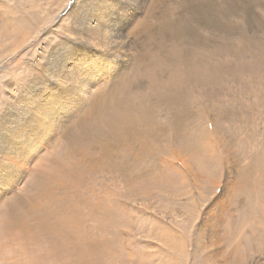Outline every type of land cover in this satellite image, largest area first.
Masks as SVG:
<instances>
[{
	"label": "rangeland",
	"instance_id": "1",
	"mask_svg": "<svg viewBox=\"0 0 264 264\" xmlns=\"http://www.w3.org/2000/svg\"><path fill=\"white\" fill-rule=\"evenodd\" d=\"M189 1L202 4L204 9L213 4L211 15L217 20L197 25L192 18L195 26L174 28L178 16L193 17L192 12L185 11ZM225 1L172 0L166 9L158 10L157 16L176 23L173 27L155 26L153 38L144 37L143 48L130 51L128 78L112 94L113 85L94 84L110 57L96 56L101 50H95L98 44L90 39L91 29L80 25L82 30L72 32L75 17L67 13L76 4V14L103 16L109 30L116 32L143 18L144 0H0V132L17 130L13 123L20 114L19 106L41 104L46 118L39 107L32 108L37 120L32 128L38 134L32 136L27 130L19 134V139L27 138L21 151L32 153L34 162L42 150L41 143L60 140L58 137L67 130L54 125L57 121L52 117L59 115L67 126L89 105L96 103L101 110L96 117L88 116L87 122L71 127L66 135L83 148L72 161L79 166L80 159L86 157L85 164H96L85 174L80 191L84 205L70 219V225L76 228L83 222L77 219L83 212L89 219L91 213L84 209L91 203L102 206L103 213L96 215V220L85 222L92 230H85L86 235L103 240L97 250L88 251L98 264H264V0ZM102 4L104 10H97ZM196 11L198 20L204 21V11ZM121 14L132 20L122 21ZM123 41L118 39L116 55H111L114 59L123 53L122 47H128ZM71 56H75V64L78 62L75 69L83 93L75 88L69 94L70 87L59 84L70 75L67 60ZM52 61H57L54 77L45 70ZM85 82L91 85L85 86ZM49 86L54 90L48 92ZM36 92L42 95L37 97ZM116 109L123 114L116 117ZM137 118L142 120L131 126L122 124L125 119L132 122ZM140 129L145 134L138 133ZM103 132L105 137L94 138ZM139 141L147 145L139 166L132 171L134 161L129 160L126 172L119 170L123 156L110 158L114 152L106 148ZM89 188L95 193L87 191ZM243 202H247L244 210L238 206ZM220 212H224L222 217ZM100 217L106 219L102 224ZM93 232L97 233L91 235ZM55 241L54 245H66L67 250L58 255L60 262L51 264H80L77 260L82 257H69L77 243ZM235 246L242 254L233 253Z\"/></svg>",
	"mask_w": 264,
	"mask_h": 264
},
{
	"label": "bare ground",
	"instance_id": "2",
	"mask_svg": "<svg viewBox=\"0 0 264 264\" xmlns=\"http://www.w3.org/2000/svg\"><path fill=\"white\" fill-rule=\"evenodd\" d=\"M171 1L172 0H150L149 2H147V0H144L145 11H144V9L142 10L143 11L142 12L143 18L131 21L132 20L131 16H126L125 14H123V15L121 14L119 16V18L122 21H124V22H130L131 21V23L123 26V29L121 31H116V32H111L109 30L106 19L102 20L104 18L103 16L98 17L96 13H90V12H83V13L81 12L78 15V14H76L77 13L76 11L78 8L74 6L76 4H74L72 6L75 9V11L71 13V11H73V8H72L67 13V15H73L72 19L75 17L76 29L74 28L75 31L72 30V32H78V29L82 30L83 27H85L86 29H91L90 31L92 33L90 34V39H91L92 43L98 44L96 46L94 44L93 46L96 47L95 50H101V51H99V53L94 52L96 54V56L103 54L105 56L110 57L109 62H104L103 71L96 77V81H94L95 85H97V86H100L101 84H105V85L109 84V86L113 85V88L110 87V89H112V90L109 91L112 93V91L115 88L120 87L127 80V78H128L127 74L132 67V58H131L132 53L130 51L133 49H137L138 46L143 48V45H145L143 43V41H144L143 38L144 37L146 39L153 38V35L155 33L154 32L155 26L158 25V26H162V27H173V25L176 23V20L173 21L174 19L170 21V20L163 19L160 15L159 16L156 15L158 10L166 9V5L168 3H171ZM161 2H163V4H159ZM229 2L231 3L232 0H226L225 1L226 4H228ZM153 3H158V5L151 7L153 5ZM196 3L197 4L195 5V2L193 4H191V2H190L189 4L185 5V7L187 8L185 11L192 12L194 14L193 17H188L189 14L188 15L182 14L181 16H178L177 17L178 26H176V27L174 26V28L181 29L182 28L181 26H191V27L195 26V25H193V23H194L193 19L195 20L196 23H198L197 25H200V22L207 23V21L210 19L211 20H213V19L217 20L215 17H213L211 15L212 11L215 9V6L213 4H210L208 9H204V6L202 4H199L198 2H196ZM87 7H88V5H87ZM96 9L97 10H104L103 4L99 5ZM216 9L218 10L217 6H216ZM196 10H200V12L202 10L204 11V14H205L204 21L198 20V16H197L198 11H196ZM158 12H160V11H158ZM88 19H90L92 22L89 23ZM155 20H157V21H155ZM216 23H217V21H216ZM80 25L82 26V28L80 27ZM222 26L223 25H221V27ZM183 30H181V32ZM10 34H12V33H10ZM226 34H228V33H226ZM120 37H122V39L124 40L123 43L125 45H127L128 47H122L123 53H121L119 55V58L114 59L111 55H113V54L116 55V49H114V48H115V46L118 42V39ZM17 41L18 40L16 39V42ZM78 41L77 42L73 41V44H78ZM91 41H89V42H91ZM95 41H98V42H95ZM202 47H203V45H202ZM212 47H213V45H212ZM4 48L6 50L7 47H4ZM4 48L1 49V51L4 50ZM133 55H134V53H133ZM185 57H186V55H185ZM195 57H197V55ZM75 59H76L75 56H71L67 60V67H68V71H69L70 75L68 77H66V80H60V82L62 84L59 82V84L63 87H70L69 88V94L71 92V89H75V88H78V91H80L82 93L85 92V90L82 87L78 86V82H80V81L78 80L77 71L75 69V66L78 67V62L76 61V64H75ZM185 60H187V59H185ZM155 61H156V59H155ZM56 62L57 61H55V62L52 61V63L51 62L48 63V65L45 69L52 77H54V67L57 65ZM154 63H156V62H154ZM151 65H155V64L152 63ZM153 71H155V70H153ZM194 72H195V70H194ZM39 77H40V75H39ZM86 85H91V84L89 82H85V86ZM47 89H48V92H51L54 90V88H52V86L47 87ZM106 91H107V89H106ZM80 92H79V94H80ZM99 92H100V94L102 93L104 95V93H105L106 95H108L107 94L108 91L107 92L99 91ZM36 93H37V95H36L37 97H40L42 95L41 92H36ZM116 94L117 93H115L114 95H116ZM116 97L114 98V96H113L114 99H116ZM104 98H105V96H104ZM106 98H107V96H106ZM17 99H18V97H17ZM27 99H29V97L26 98V100ZM40 100H42V99H40ZM104 102L106 103L107 101L104 100ZM97 104H98V102H97ZM182 104H184V103H182ZM106 105H107V103L104 104V106H106ZM39 106H41V104H35V103H32L29 106H27V105L19 106V108L17 109L18 110L17 112H19L20 114H18L16 116L15 124L13 123V127L17 128V130L13 131V132H5V133L3 131L0 132V172L3 174V176L0 177V264H51L54 262H60L58 255L60 254V252H65L67 250V246L61 245V244L60 245H58V244L54 245V243H53L54 239H56L55 242H58V243L61 241L77 243L76 251L74 253H70V255H69L70 260H74V258H72V257L79 256V257L83 258L82 260H77V262L80 264L81 263L82 264H98L97 262H95L93 260V258H90V252H88V251H90L92 249L97 250L99 248V246L102 244L103 240H98V239H93V238L90 239L89 235H86L85 230H87L89 233H92V230H90V229L88 230L85 227L86 226L85 222L87 221L88 218L84 215V212L81 215H79L77 218L78 220L83 221V222L79 223L76 228H74V227H72V225H70V219L74 218L76 216L77 211H80V209L83 208V207H81V205H84V201L82 200V197H81L82 195H81L80 191L82 189L83 179L85 178V174L88 171V167L95 166L96 164H95V162L90 164V161H88V165L85 164L84 158H86V157L80 159L79 166L76 164V162L72 161L71 158H76L74 155H76V153L79 151H83V148L81 145H77L78 141H71L69 136H66V135H67V133L71 127H74V125H76L77 123H78V125H80L83 122H87L88 116L96 117L98 115L99 111H101V110L99 108L98 109L96 108V107H98V105H96V103L89 105L86 109H84V112L81 114V117H79V119H72L71 123L68 122L69 124L66 122L67 126H65L63 124L64 119H62V117H60L59 115L52 117L51 119L54 120L56 118V121H57L54 125H58V127L61 126V129H67V130L64 133H62L60 135V137H58V138H60V140L59 139L52 140L51 144H49V145H46V143L45 144L41 143L39 148L42 147V150H40V152H38L36 157H34L35 161L33 162L32 161V153H31V155H29V154L27 155L23 151H21L22 149L25 150L24 148H25V144L27 142V138L19 139V134L22 130H24V131L27 130L29 133L32 134V136L38 134V131L35 130L36 128H34V129L32 128L37 123V120L35 119V111L32 108L39 107ZM76 106H77V104H76ZM79 106H81V105H79ZM109 106H110V104H109ZM176 106H177V104H176ZM185 106H186V104H185ZM99 107H101V106H99ZM149 107H151V106H149ZM169 107H173V106H169ZM180 107H184V106H180ZM113 108H115V107H113ZM44 110L45 109H42L40 107L38 109V111H42L41 116L46 118V116L48 114H44L43 113ZM173 110H176V109H174V107H173ZM143 111H146V110L143 109ZM149 111L152 112L151 109ZM102 112H103V109H102ZM102 112L100 114H102ZM173 113H175V111ZM122 114H123V112L119 113L118 109H116V111H115L116 117L118 115L121 116ZM74 115H75V113H74ZM177 116L179 117V115H177ZM115 120H117V118ZM115 120H114V122H116ZM138 120H142V119L137 118L136 120H133L132 122H128L125 119V121H123L122 124H129V126H131V125H134V122L138 121ZM146 120H148V119H146ZM178 120H181V119H178ZM173 122L175 123L174 120H173ZM181 122H184V119ZM180 123L178 122V126L181 125ZM158 124H156V125H158ZM120 127L122 128L123 125H121ZM52 129H54V127ZM78 130H80V129H78ZM143 131L140 129L138 131V133L145 134V131L144 132ZM172 131H174V130H172ZM28 132L26 134L30 137V139H32ZM119 132L124 133L125 131L120 130ZM176 132H177V130L175 131V133ZM103 134H106V132L100 133V135L94 136V138L98 139L100 137H105L106 135H103ZM107 134L109 135V133H107ZM172 134H173V132L171 133V135ZM79 136L81 137V135H79ZM153 136L155 137V135H153ZM65 137H68V138H65ZM137 137L139 138L138 134H137ZM156 139H157V135H156ZM41 140H43V139H41ZM35 142H36V140H35ZM32 145H33V143H32ZM144 147H147V145L142 146L141 141H139L137 144H134V145H131L128 143H123L122 146L118 145L114 148H106V149L111 150L110 153L112 151L114 152V156H110L108 154L110 156V158H114L116 156H121V157L123 156V158L120 159L117 167L119 170L126 172V170H127L126 165H127L129 160L134 161V164L131 166L132 171L135 170L136 166H139L141 154L145 151ZM94 149H95V147H92V150H94ZM102 149H104V148H102ZM20 152L23 154H20ZM95 157H96V155H95ZM87 158H88V156H87ZM116 159H118V158H116ZM168 164H170V163H168ZM249 169H251V168H249ZM12 174H15L16 176L14 177L13 180H10V178H8V177L11 176ZM136 176H138L137 173H136ZM86 178H87V176H86ZM144 178H146V177H144ZM132 179H133V177H132ZM136 179H138V177ZM200 179L197 178V180H200ZM132 184H134V183H132ZM134 186L136 187V185H134ZM87 191H90L91 193H95V190L93 188H91V189L89 188ZM94 196H96V195H94ZM98 196H100V195L98 194ZM239 198H240V195H239ZM84 199L87 200L88 198L85 197ZM143 200H144V197H143ZM148 200H150V199H148ZM99 202H100V199H99ZM104 202H105V200H104ZM97 203H98V201H97ZM102 203L103 202H101V204ZM92 204L93 203H91V205H88L84 209V211L88 210L91 213L88 221L96 220V215L99 216V214L103 211L102 206H97V205H92ZM101 204H99V205H101ZM223 205H226V204H223ZM246 205H247V202L246 203L243 202V203L239 204L238 206L240 208L242 207L241 209L244 210L243 207ZM105 206L106 205H104V207ZM227 206H228V204H227ZM108 208H109V206H108ZM97 209L100 210L99 213H96ZM225 210H226V208L223 211H225ZM109 211H111V210H109ZM109 213L107 212V215ZM223 213L222 212L219 213L220 217H222ZM110 215L111 214H109V218L111 217ZM100 218H102V217H100ZM102 219L103 220H101L102 221L101 224L104 222L105 217ZM108 222L109 221H107V223ZM106 224H104V225H106ZM111 229H113V228H110V230ZM96 233L97 232H93V234H91V235H95ZM57 237L59 240L57 239ZM86 239L94 240V241L89 242L87 244ZM212 240L214 241V239H212ZM216 240H218V239H216ZM47 245H50L48 250H47ZM231 245H233V244H231ZM233 253L238 254V255H239V253H241V249L239 248V246L234 247ZM233 258L235 259V255Z\"/></svg>",
	"mask_w": 264,
	"mask_h": 264
}]
</instances>
